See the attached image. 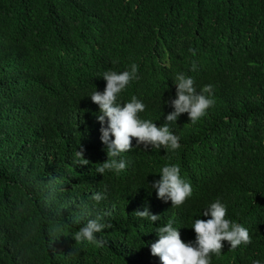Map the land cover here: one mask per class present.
Masks as SVG:
<instances>
[{
  "label": "trees",
  "instance_id": "1",
  "mask_svg": "<svg viewBox=\"0 0 264 264\" xmlns=\"http://www.w3.org/2000/svg\"><path fill=\"white\" fill-rule=\"evenodd\" d=\"M0 264H264V0H0Z\"/></svg>",
  "mask_w": 264,
  "mask_h": 264
}]
</instances>
